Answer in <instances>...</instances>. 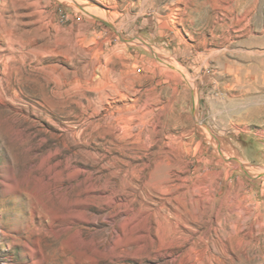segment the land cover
Instances as JSON below:
<instances>
[{"label": "rangeland", "instance_id": "rangeland-1", "mask_svg": "<svg viewBox=\"0 0 264 264\" xmlns=\"http://www.w3.org/2000/svg\"><path fill=\"white\" fill-rule=\"evenodd\" d=\"M142 203L180 248L161 228L138 252L121 225ZM34 245L42 264H264V0H0V264Z\"/></svg>", "mask_w": 264, "mask_h": 264}, {"label": "bare ground", "instance_id": "bare-ground-1", "mask_svg": "<svg viewBox=\"0 0 264 264\" xmlns=\"http://www.w3.org/2000/svg\"><path fill=\"white\" fill-rule=\"evenodd\" d=\"M126 180H124L122 182L123 187L129 186V183H127ZM165 182L167 184L170 183L171 182L170 181V178H166L165 179ZM143 189L145 191L150 190L151 189L150 184L149 183H145L143 185ZM172 189H173L172 186H166V187L160 188L159 192H161L163 194H169L170 195L171 192H172ZM195 194L196 193H194V191L190 192L188 206H185V205L182 206L183 209H184V211H185V213H186V215L193 222H195L197 220V218H198V207H197V202H196L195 197H194ZM126 197H127L126 200H119V201L120 202H127L125 204L126 206H128V209H127V212L126 213L129 214L130 212H133L134 211L132 204L135 201L133 199L132 200L130 199L131 198V195H127ZM119 199H121V198H119ZM182 199H183V195L180 194L179 197L177 198V200L181 204H182ZM115 200H118L117 199V196H115V197H113L111 199L112 202H114ZM135 212H136V214L134 215V217L132 219H128V220L124 221V223L121 225V229H122V231H125L128 228L138 227V228H140V230L142 232H144L146 234L144 236V239H142V244H140V246H139L140 247L139 248L140 250L138 249V252H141L145 248L149 247L150 245H153L154 239H153L152 233H153L154 230L155 231H158L161 228H163L164 231L166 232V233H164L165 234V240H164L165 241V244L164 245L167 248V250L170 247L171 248H173V247L180 248V246H179L180 245V242L178 241V239L176 237V234H177L176 233V228H177L178 225H175L168 217H166L164 215H161L159 212H157V213H151L150 210L145 206L144 203L140 204L139 209H136ZM173 216L175 218L181 219L180 213H176L175 212V213H173ZM130 230H132V229H130ZM133 232H134V230H133ZM78 238H79V232H77L76 234H74V236H72L69 239V242L68 243L69 244L70 243H74V242H76L78 240ZM122 243H123V240L122 239H119L118 241L115 242L114 247L121 246ZM125 243L126 242H124L123 244H125ZM130 243H132V242H130ZM39 247H40V245L39 246L34 245L33 247H26V249L29 251V255H30L31 260L33 261V264H42V258H41V255H40L41 253H40ZM36 256L37 257L40 256V258L36 260L35 259ZM168 257L170 258V261H171L172 264L176 263V261L179 258L177 252H171V251L168 254Z\"/></svg>", "mask_w": 264, "mask_h": 264}]
</instances>
